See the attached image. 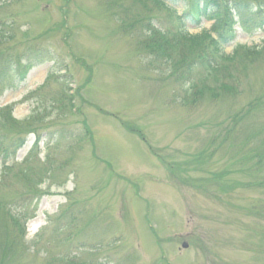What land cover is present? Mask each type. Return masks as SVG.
<instances>
[{"label":"rangeland","instance_id":"rangeland-1","mask_svg":"<svg viewBox=\"0 0 264 264\" xmlns=\"http://www.w3.org/2000/svg\"><path fill=\"white\" fill-rule=\"evenodd\" d=\"M162 1L0 0V60L52 52L0 85L40 135L0 154V264H264L263 20L197 43Z\"/></svg>","mask_w":264,"mask_h":264},{"label":"trees","instance_id":"trees-1","mask_svg":"<svg viewBox=\"0 0 264 264\" xmlns=\"http://www.w3.org/2000/svg\"><path fill=\"white\" fill-rule=\"evenodd\" d=\"M184 3L185 14L182 19H187L191 22H198L201 15L208 12V15L215 13L225 12L227 14L237 12L242 18H264V0H175ZM162 4H164L162 2ZM165 5V4H164ZM185 32V31H184ZM186 34V32H185ZM218 39L213 40L217 49L214 48L213 56L216 53H220L224 48V43H228L229 40L224 38V35L219 33ZM206 37L205 33L196 34L191 39L194 42L199 43ZM12 40V39H11ZM245 46H237V52H246L244 56L254 55L255 51L252 49H245ZM35 56V55H34ZM3 56H0V58ZM35 60L26 59L25 62L21 59H17L14 55L8 56L5 60H0V83L11 81L18 82L23 81L28 72L42 63L44 60H48L44 54L35 56ZM40 57L44 58L41 60ZM224 57V56H219ZM214 57L210 58L209 63L213 64ZM208 63V64H209ZM256 104V103H255ZM0 154L3 155V163L9 157L13 156L19 148H21L26 141L27 136L30 133L37 132V126L30 127V121H21L14 119L12 116V110L9 108H0ZM7 121H6V120ZM6 121V125L3 124ZM5 125V127H3ZM16 126L15 129L13 127ZM13 129V130H11ZM10 130V132H9Z\"/></svg>","mask_w":264,"mask_h":264},{"label":"bare ground","instance_id":"bare-ground-1","mask_svg":"<svg viewBox=\"0 0 264 264\" xmlns=\"http://www.w3.org/2000/svg\"><path fill=\"white\" fill-rule=\"evenodd\" d=\"M37 226V225H36Z\"/></svg>","mask_w":264,"mask_h":264}]
</instances>
